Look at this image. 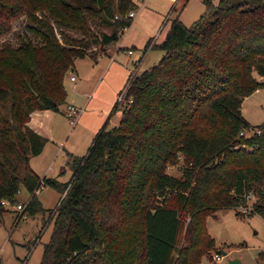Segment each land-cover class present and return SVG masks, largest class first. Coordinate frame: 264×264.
<instances>
[{"label":"trees","instance_id":"obj_1","mask_svg":"<svg viewBox=\"0 0 264 264\" xmlns=\"http://www.w3.org/2000/svg\"><path fill=\"white\" fill-rule=\"evenodd\" d=\"M202 3L191 26L169 20L152 43L162 52L156 62L128 72L114 104L118 124L101 125L85 153L70 159L72 175L61 185L29 165L43 145L27 124L30 113L58 110L73 60L91 57L89 44L100 51L117 40L137 5L0 0V201L18 203L19 186L29 193L16 222L42 210L33 192L42 182L60 189L39 264H199L214 249L207 216L221 208L243 216L238 206L250 194L245 216L264 220V120L258 134L246 135L240 111L243 97L264 86V0ZM21 14L37 41L1 40ZM90 19L110 32L96 35ZM3 211L0 204V218Z\"/></svg>","mask_w":264,"mask_h":264},{"label":"rangeland","instance_id":"obj_2","mask_svg":"<svg viewBox=\"0 0 264 264\" xmlns=\"http://www.w3.org/2000/svg\"><path fill=\"white\" fill-rule=\"evenodd\" d=\"M164 1L165 0H158V3L164 5ZM217 1L218 0H211L213 4ZM135 3L137 5L138 1L135 0ZM145 6L150 7L154 5H150V0H147ZM203 8L202 0H178L174 3L173 7H169V9L164 8L161 13L162 19L155 28L154 32L143 39L144 34H142L141 31L145 29H142L139 31V35L136 39L132 41L133 43H131V45H127V47L130 48V58L133 57L136 60L141 59L140 70L148 67L153 61H157L162 52L152 46V36H155V43H157L164 35L169 20L175 16L178 17L184 26H191V24L202 13ZM157 11H159V9H157ZM163 20L164 23L162 24ZM89 24L96 35L104 29L107 32H110L111 30L110 27L100 25L92 19L89 20ZM31 27L35 28L36 26L21 14L11 21L10 31L4 34L1 37V40L8 41L14 46L18 45L25 37L30 40L37 41V37L31 31ZM54 29L56 30V28ZM71 35L79 37L78 33H71ZM56 36L58 38L57 34ZM89 45L90 51L93 52L96 49V45ZM120 53L122 52H119V54ZM105 57L106 56L101 59L103 60ZM98 65V63H93L89 56L86 55L73 60V68L78 69L79 71H84L85 68L91 66L97 67ZM135 65H138V63L135 62ZM130 71L137 72L139 69L135 70L134 64H132L131 69L128 72ZM71 73H75V71L73 70ZM126 74L128 73L126 72ZM68 75L69 74L67 73L66 77ZM254 76L256 77V75ZM66 77L64 80H66ZM64 88L65 100L67 98L68 90L66 85ZM255 90L246 97H243L240 103L241 114L250 125V129L246 131V133L251 132L255 126L264 120V86L259 87L256 91ZM123 96L124 92L122 93L121 100L123 99ZM115 100L116 97L111 102V105L115 104ZM119 106L115 107L109 115L108 120L106 121V127L109 128L118 124L120 117ZM94 132L87 138H85L83 134L79 135L77 138H75V134H70L67 137V143H76L77 153H73L75 154L74 156L79 157L85 153L92 136L95 134ZM56 144H58L61 148L63 146V140L57 142ZM52 151L53 149H50L49 153L52 154ZM47 156L48 155H46L45 152L41 151L34 157H36L39 165H44L46 163ZM55 164H57L55 174L50 177L54 178L57 183L61 185L68 182L72 175L70 158H66L64 163L63 154H59L58 157L55 158ZM167 170L173 175H179L180 173L177 165H170ZM42 183L41 188H39L35 193V197L39 201L42 210L36 211L33 214L24 213L23 216L15 222V214L21 209L19 210L14 207L15 201L4 205V211L2 212L0 218L1 264H39L42 243L47 239L51 228L52 219L49 220V218L50 215H52V212L50 210L54 208L60 197V189L58 187L56 188L49 186L44 182ZM28 196L29 193L23 188V186H19L15 195L16 201L22 204L27 201ZM250 201L251 200L249 199L247 203L250 204ZM236 210L237 209L235 208H221L215 212V215H210L205 218L206 230L213 238L214 243V249L210 252V255L214 252H218L221 258L218 262H212V260L210 261L209 258L203 254L200 257L199 264H228V260L232 258H236L239 261V264H262L258 257V252L261 251L264 244L263 218L256 213L249 216H240L236 214ZM239 213L241 212L239 211ZM47 220H49V222H47ZM181 235L182 234L180 232L177 238V243L179 242V245L182 241ZM218 250L225 251V254L221 255Z\"/></svg>","mask_w":264,"mask_h":264},{"label":"crops","instance_id":"obj_3","mask_svg":"<svg viewBox=\"0 0 264 264\" xmlns=\"http://www.w3.org/2000/svg\"><path fill=\"white\" fill-rule=\"evenodd\" d=\"M136 1H138L136 13L127 30L121 33L117 40L105 45L103 50L90 51L92 56L89 58L93 63L99 65L87 67L84 71L73 68L75 73H68L74 76L73 80H69V75L65 76L64 87L66 85L68 93L63 105L61 104L58 110L44 109L30 113L27 124L43 138L40 152H45L48 155L44 165L38 164L36 157H34L36 155L29 158V165L37 175L50 177L55 174L57 166L55 158L59 154H63L64 163L66 158L77 157L73 154L77 153L76 143H67V137L70 134H75V138L82 134L85 138L90 137L108 120L111 112L117 107L111 105V102L123 87L122 83L124 84L125 75L127 76L126 72L128 73L132 64H134L135 70H140L141 59L138 65H135L136 59L130 58V48L127 45L133 43L132 41L136 39L142 29H145L141 31L144 34L143 39L151 35L162 19L163 9L174 6L173 0H165L164 5L158 3V0H150V5H154L150 7L145 6L147 0ZM104 30V33H108ZM119 52L122 53L119 54ZM104 56L106 57L102 60L101 58ZM260 79L264 80V77ZM65 104H72L81 108L73 125H69L65 116ZM61 140H63V146L60 148L56 143ZM50 149L54 151L52 154L49 153Z\"/></svg>","mask_w":264,"mask_h":264},{"label":"built area","instance_id":"obj_4","mask_svg":"<svg viewBox=\"0 0 264 264\" xmlns=\"http://www.w3.org/2000/svg\"><path fill=\"white\" fill-rule=\"evenodd\" d=\"M176 1L177 0H173V3L172 4H174V3H176ZM172 6H170V8H171ZM135 13H136V9H131V10H129L128 12H126V17L127 18H129V23L128 24H124V25H122V26H120L119 27V32H120V34L121 33H123L124 31H126L127 30V28H128V26H129V24L131 23V21H132V19L134 18V16H135ZM166 19V18H165ZM164 19V20H165ZM164 20H163V22H162V24L164 23ZM155 36L154 37H152V39H151V43L152 42H155ZM139 63V60H135L134 61V63ZM69 80H73L74 79V76L73 75H69ZM122 93H123V90L122 91H120L118 94H117V96H116V102H119L120 100H121V97H122ZM64 110H65V116L67 117V120H68V123H69V125H73L74 124V122H75V120H76V118H77V116H78V114H79V112H80V110H81V108H79V107H76V106H74V105H72V104H65V106H64ZM246 131H248V130H245L243 133L244 134H251V133H256V134H258L259 133V131H258V129H253L251 132H248V133H246ZM242 132H240V134H241ZM250 148V147H249ZM39 188H41V185L38 187V188H35L34 190H33V192L34 193H36L37 191H38V189ZM62 196V195H61ZM252 200V197H251V195L250 194H248L247 196H246V202H245V204L244 205H242V206H238V210L241 212V214H243V215H246V214H248L249 212H250V205H251V201H250V204H248L247 203V201L248 200ZM0 204H2V205H7L8 204V202L6 201V200H1L0 201ZM14 207L16 208V209H22V207H23V205L21 204V203H15L14 204ZM263 224H264V220H263ZM261 253H262V256H261V259H260V261L262 262V264H264V244H263V246H262V249H261V251H260ZM220 258H221V256L219 255V253L218 252H214V253H212V255H211V260H212V262H218L219 260H220Z\"/></svg>","mask_w":264,"mask_h":264},{"label":"water","instance_id":"obj_5","mask_svg":"<svg viewBox=\"0 0 264 264\" xmlns=\"http://www.w3.org/2000/svg\"><path fill=\"white\" fill-rule=\"evenodd\" d=\"M71 71H72V67L69 68V72H71ZM218 251L221 253V255L225 254V251H223V250H218ZM228 264H239V261L236 258H232V259L228 260Z\"/></svg>","mask_w":264,"mask_h":264}]
</instances>
